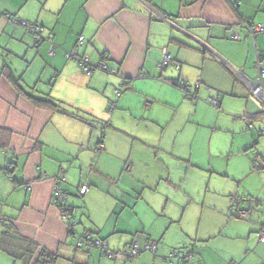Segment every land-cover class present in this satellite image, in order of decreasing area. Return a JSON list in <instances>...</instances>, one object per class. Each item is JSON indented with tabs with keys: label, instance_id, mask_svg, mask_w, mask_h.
Instances as JSON below:
<instances>
[{
	"label": "crops",
	"instance_id": "1",
	"mask_svg": "<svg viewBox=\"0 0 264 264\" xmlns=\"http://www.w3.org/2000/svg\"><path fill=\"white\" fill-rule=\"evenodd\" d=\"M3 12L41 22L54 53ZM250 22L264 25V0H0V264L32 261L18 254L9 223L36 251L55 252L54 264H264V210L237 194L250 169L230 170L233 151L264 170V102L247 85L264 32H248ZM73 47L114 72L84 73L64 54ZM4 65L56 105L32 100ZM179 81L197 98H185ZM184 126L191 134L181 138ZM215 131L225 148H211ZM204 148L226 166L206 163ZM60 172L73 223L51 200ZM215 174L235 186L212 183ZM235 203L250 207L248 218L234 215ZM83 230L115 250L135 239L140 252L108 258L78 248ZM147 240L154 251L142 248Z\"/></svg>",
	"mask_w": 264,
	"mask_h": 264
},
{
	"label": "built area",
	"instance_id": "2",
	"mask_svg": "<svg viewBox=\"0 0 264 264\" xmlns=\"http://www.w3.org/2000/svg\"><path fill=\"white\" fill-rule=\"evenodd\" d=\"M7 17H9L14 22H18L20 24L22 23L23 25H25L27 31L32 33V34L39 35L40 40L44 39L40 35L42 32V27L39 25L40 23L38 21H36V20L27 21L25 19L19 20V19L14 18L10 15H7ZM246 28L251 33H253L254 31H264V25L260 22L247 23ZM233 36L235 37L236 34H233ZM47 38L49 40V36ZM82 39H83V35L82 34L78 35L77 42L80 43L82 41ZM47 51L49 54H53L55 51V44L52 43L51 41H50V45L47 48ZM64 54H65L66 58L74 59L78 65V67L80 68V70L83 71L84 73L88 74V75H90L95 68L114 72V69L108 68L103 60H99L96 63H91L89 61L88 56H86L85 54H79L75 47L65 50ZM168 58H169V54L166 50H164L163 57L160 61V65H165L168 62ZM254 67H255V76L251 81L247 82V85L249 86L252 94L257 96L261 101L264 102V59L258 57L254 63ZM139 74L142 76L145 75V73L142 71H140ZM179 86L186 89L188 85L185 82L180 81ZM115 91L117 94L119 93V90L117 88L115 89ZM207 101L214 103V104L217 102L216 98L213 96H208ZM112 106H113V102H109L108 108L110 109V108H112ZM98 145L101 146V144H98ZM64 179H65V176H64L63 172H60L58 175L55 176L54 181H53V186H52V199L51 200H52V203L58 207L60 214L62 216H64L65 218H67L69 223H73L74 217H73V215L70 216V208H69V205H68L67 200H66V191L61 186V182ZM87 188H88V186L86 184H82L79 186V192L84 193L87 190ZM231 208L234 211V215H236L238 217H244L247 214H249V212H250V207H248V208L241 207V206H239L238 203L233 204L231 206ZM92 237L93 236L91 233L83 230L77 237V244L81 245L82 243H84L87 245L90 240H93ZM258 238L263 239V231L258 232ZM93 243L101 245L102 247H106L105 241L102 240L101 238H99L98 236H96L94 238ZM143 247L154 251L155 247H156V243L151 241V240H147L144 243ZM104 252H106V254L108 256H114V255H117L118 252H122L123 254H125L126 258L131 259V258H133V256H135L138 253V243H137V240L134 239L130 243L129 242L126 243L125 246L120 251L107 248V249H105ZM172 255L177 256V252L173 251ZM192 258H193V253L188 252L186 254V260H190Z\"/></svg>",
	"mask_w": 264,
	"mask_h": 264
},
{
	"label": "rangeland",
	"instance_id": "3",
	"mask_svg": "<svg viewBox=\"0 0 264 264\" xmlns=\"http://www.w3.org/2000/svg\"><path fill=\"white\" fill-rule=\"evenodd\" d=\"M168 115H169V111L168 110H161V112L159 113V116L161 117V120L162 121H167V118H168ZM206 121H208L209 125H212L215 121H214V117L212 114H209L207 115ZM101 125L100 126H103V123H100ZM189 124V123H187ZM164 127H165V137H169L171 135V132H170V129L171 127H169V125L165 122L164 124ZM182 129H184L183 131H181ZM219 132L218 131H215L213 133V137H212V144H211V148H214V147H217V148H221V147H224V144L222 142H219V141H214V139L216 138L217 134ZM180 134H181V138L185 137V136H188L191 134V129L189 127H186L184 126L183 128L180 129ZM207 141V140H206ZM165 142V141H164ZM226 143V142H225ZM260 145L264 146V143L260 142ZM194 149V147H193ZM207 149L204 148L203 149V155H202V159L207 163L209 161V158L211 157V162L216 166V167H225L226 166V159H215L216 157L214 156H210V154H208V152L206 151ZM237 152L236 151H233V153L231 154V166H230V170L232 172H240L242 170L247 169L248 167V170L250 169V171H248L249 173L242 179L239 181V192H237L238 195L241 196H246L248 198H251V199H255L256 201L254 202H257L258 201V204L257 206L259 207V209H262L264 210V170L262 169H257L254 167V164H253V161L250 159V156L249 154H246V153H238L236 154ZM247 157L250 159L249 163H250V166L248 165V161H247ZM252 161V162H251ZM251 167H252V170H251ZM205 172H209V171H205ZM224 176L222 175H217L215 174V176L212 177V183L214 184H217V185H226L228 187H234V183L230 182V181H227L225 179V183L224 182ZM201 181H199L200 183ZM204 183V181H203ZM222 186V187H223ZM217 189V188H216ZM261 201V203L259 202ZM261 204V206H259ZM253 208H252V211H254L255 208H258L256 206V204L254 203L253 204ZM74 217V216H73ZM245 218H248L247 216Z\"/></svg>",
	"mask_w": 264,
	"mask_h": 264
},
{
	"label": "trees",
	"instance_id": "4",
	"mask_svg": "<svg viewBox=\"0 0 264 264\" xmlns=\"http://www.w3.org/2000/svg\"><path fill=\"white\" fill-rule=\"evenodd\" d=\"M3 14H4V16H6V15H10V16H12V17H14V18H17V19H24V18H21V17H18V16H16L15 14H13V13H11V12H3ZM25 20H27V21H34V20H28V19H25ZM36 21H38V20H36ZM39 22V21H38ZM16 23H18V22H16ZM40 24V26L42 27V30H43V24L41 23V22H39ZM250 23H255V22H250ZM20 24V23H19ZM21 25L22 26H24L25 27V25H23L22 23H21ZM25 29H26V27H25ZM248 30V29H247ZM26 31H27V29H26ZM28 32V31H27ZM248 32H250L249 30H248ZM256 32H264V31H254L253 33H256ZM35 40H36V42H40V41H43L44 39H46V40H48V36L49 35H43V33L41 32V36H42V38H44V39H41L40 40V36L39 35H37V34H32V33H30V32H28ZM251 33V32H250ZM253 33H251V34H253ZM50 37V36H49ZM260 58H262L261 56H259ZM264 59V58H263ZM3 71L5 72V73H7V75L9 76V77H11L12 79H13V81L16 83V85L25 93V94H27L32 100H34V101H36V102H45V103H50V104H52L53 106H55L56 105V103L54 102V100L50 97V96H48V94L46 95V96H36V95H34V94H32V93H30V92H27V91H25L23 88H22V86L19 84V82H18V78L17 77H13L12 76V74L10 73V71L8 70V68H6V66L4 65V67H3ZM180 82V81H179ZM182 82H184V81H182ZM186 83V82H185ZM187 84V83H186ZM180 89H182L183 91V96L185 97V98H189V99H192V100H194V99H196L197 97V95H195L194 93H191L190 91H189V86H187V88L186 89H184V88H182L181 86H179V85H177ZM252 93V92H251ZM207 97H208V95H205L204 96V100L206 101V102H209V101H207ZM217 101H218V103L216 102V106L219 104V100L217 99ZM262 133L264 134V129H262ZM253 161H254V164H262V162H259V160L257 159V158H254L253 159ZM65 189V188H64ZM65 191H66V189H65ZM78 192H79V188H78ZM80 193V192H79ZM80 194H83V193H80ZM51 199H52V195H51ZM66 200H67V191H66ZM67 203H68V201H67ZM55 205V204H54ZM69 205V204H68ZM56 206V205H55ZM57 207V206H56ZM69 208H70V205H69ZM2 221H1V219H0V223H1ZM84 231H88L89 233H91L92 234V238H93V240H94V238L96 237V236H98L99 238H101L102 240H104L105 241V239L103 238V237H100L99 235H97V234H95L93 231H91V230H84ZM5 232L7 233V232H10V233H12L13 235H14V237L18 240V241H20L21 243V245H22V248L21 249H19L20 250V252H18V254H21V256H23L24 258H26L27 260L29 259V260H32L31 261V264H54V261H55V258H56V253L55 252H52V251H50V250H48L46 247H41V248H39V250H37L36 251V242L35 241H33L32 239H30V238H28V237H23L22 235H20L19 233H17L16 234V236H15V232H16V229H15V226L12 224V223H9L8 225H7V228H6V230H5ZM82 232V231H81ZM80 232V233H81ZM80 233H78L76 236H75V245L78 247V248H81V249H86V250H89V249H91L92 247H97V248H99L100 249V251H101V253L103 254V255H105V256H107L108 258H114V257H116L117 255H114V256H108L107 254H106V252H104L105 251V249H109V247L105 244V246L106 247H102L101 245H98V244H94L93 243V240H90L89 242H88V244L86 245V244H84V243H82L81 245H78L77 244V237H78V235L80 234ZM8 234V233H7ZM131 242V241H130ZM129 242V243H130ZM146 242V241H145ZM144 242V243H145ZM106 243V242H105ZM138 243V242H137ZM144 243H143V245H144ZM143 245H142V248H144L143 247ZM111 249V248H110ZM122 248H120V249H116V250H121ZM147 249V248H146ZM140 252V246L138 245V253ZM120 252H118V254H119ZM137 253V254H138ZM137 254L135 255V256H133V258L134 257H136L137 256ZM127 259H129V258H127ZM132 259V258H131Z\"/></svg>",
	"mask_w": 264,
	"mask_h": 264
}]
</instances>
